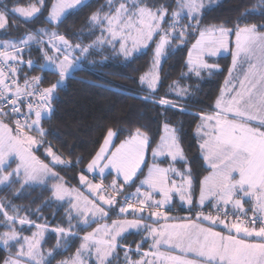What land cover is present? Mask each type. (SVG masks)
<instances>
[{
  "label": "snow or ice",
  "instance_id": "obj_1",
  "mask_svg": "<svg viewBox=\"0 0 264 264\" xmlns=\"http://www.w3.org/2000/svg\"><path fill=\"white\" fill-rule=\"evenodd\" d=\"M213 2L102 0L86 22L90 42L80 34L72 43L59 27L70 10L89 6V0H16L11 7L0 0L5 36L41 15L47 25L0 39V186L23 191L43 185L50 192L34 210L0 201V264H264V0L245 8L231 26L205 25ZM184 48L185 70L161 96L162 63ZM33 49L44 61L39 69L50 67L55 82L45 86L46 75H32ZM141 52L151 54V63L139 77L138 98L156 106L163 135L156 142L136 127L117 145L120 133L109 128L79 186L67 184L57 168L71 162L54 150L44 127L58 90L97 53L105 61L128 62ZM223 54L231 56V67L219 94L207 110L193 113L194 139L208 172L199 179L168 112L188 111L197 88L183 82L195 77L198 85L203 74L219 70L213 58ZM41 149L48 162L36 154ZM106 172L114 173L109 185ZM53 204L64 210V222L56 226L42 214ZM177 207H186L191 217L178 222L170 215ZM130 231L141 237L134 247L125 243ZM49 232L56 245L45 251ZM74 240L79 245L73 255L57 261L59 249Z\"/></svg>",
  "mask_w": 264,
  "mask_h": 264
},
{
  "label": "trees",
  "instance_id": "obj_2",
  "mask_svg": "<svg viewBox=\"0 0 264 264\" xmlns=\"http://www.w3.org/2000/svg\"><path fill=\"white\" fill-rule=\"evenodd\" d=\"M4 2L12 6L16 0H4ZM20 2L25 3L26 0H20ZM100 2L102 0H89V6L79 10H70L59 27L60 33L65 34L72 43L78 42L76 36L82 34L84 43H89L91 37L86 22ZM256 2L257 0H214L211 7L206 9L204 23L205 25L226 24L231 26L245 8H250ZM250 19L253 22H262L259 17H250ZM43 20L44 16L41 15L34 23L21 24L19 32H12L8 36L0 32V39L16 37L30 29L47 27ZM187 50V48L178 50L162 63L161 86L158 90L161 96L168 92V86L173 81L180 79L182 71L185 70ZM31 59L37 65V70L33 71L32 75H46L45 86L48 82H55L57 77L51 74V69L46 67L42 71L39 69L43 60L35 49L32 51ZM213 59L219 62L218 71L212 75L203 74L198 85L193 83L196 80L195 77L193 81L183 82L192 83L193 88H197L187 105L188 111L180 112L173 109L168 112V120L173 127L179 130L182 146L186 151L193 174L199 179H202L207 171H205L206 166H202L203 162L197 150L198 144L194 139L195 116L193 113L199 109L205 110L211 107L220 87L223 86L224 79L228 75L227 69L231 64L229 54ZM89 60L94 63L85 62L61 85L54 103L55 112L50 120L44 122L45 129L50 133L48 139L52 141L54 150L71 162V166H59L57 171L64 177L67 184L74 187L78 186L76 175L81 173L83 167L99 148L109 128L120 133L119 139L114 140V143L125 139L128 132L136 127L146 128L150 137L158 142L163 126V120L156 106L146 104L138 98L143 96L140 91L139 77L150 66V53L141 52L128 62L122 58H110L105 61L98 53L91 56ZM36 154L40 159L48 162L42 149ZM77 160L80 163L77 164ZM48 187L50 188L49 184ZM18 191L19 195H17ZM49 198L50 192L45 190L43 185L25 188L23 191H20L19 185H14L12 188L0 186V201H12L23 208L34 210L44 205ZM42 214L47 217L52 226L64 222V210L56 204L46 207ZM126 237L125 243L133 247L141 239L135 232H129ZM45 240V251L55 247L54 233H47ZM78 245L79 240H74L67 250L61 247L59 249L61 255L57 256V261L72 256ZM4 256L5 252L0 249V260Z\"/></svg>",
  "mask_w": 264,
  "mask_h": 264
},
{
  "label": "rangeland",
  "instance_id": "obj_3",
  "mask_svg": "<svg viewBox=\"0 0 264 264\" xmlns=\"http://www.w3.org/2000/svg\"><path fill=\"white\" fill-rule=\"evenodd\" d=\"M53 2H54V0H53ZM9 7H11V6H9ZM194 43V42H193ZM191 47V45L188 47V48H190ZM223 55H227V54H223ZM220 57H222V55L220 56ZM187 59V58H186ZM231 60V59H230ZM43 63H44V61H43ZM230 67H231V64H230ZM46 68H49V69H51L50 67H46ZM149 70V68L146 70V71H144V73L145 72H147ZM143 73V74H144ZM143 74H141V75H143ZM207 74V73H206ZM64 83V82H63ZM62 83V84H63ZM218 94H219V92H218ZM205 110H207V109H205ZM195 129V128H194ZM162 133H161V135H163V126H162ZM160 135V136H161ZM126 138V137H125ZM104 139V138H103ZM103 139H102V142L100 143V145H99V147L102 145V143H103ZM122 141V140H121ZM158 141H159V139H158ZM120 143V141L119 142H117V143H115V144H119ZM99 150V148L96 150V151H98ZM95 154V153H94ZM93 154V155H94ZM92 155V156H93ZM149 155V156H148ZM148 160V164H151V152L149 151V153L147 154V156H146V161ZM87 165V164H86ZM86 165L83 167L84 169H86ZM15 166V165H14ZM144 169V168H143ZM146 169V168H145ZM147 170V169H146ZM145 171V170H144ZM146 173H145V175L147 174V171H145ZM79 175L80 174H77L76 175V179L78 180V186H79ZM89 175H91V174H89ZM113 176H114V173H109V172H106L105 173V178H106V180L104 181V184L105 185H109V184H111V180H112V178H113ZM141 179H143L142 177H141ZM49 185H50V187H51V182H49ZM33 186H37V185H33ZM74 187V186H73ZM82 191H84V193H85V195H89L88 194V192H87V190L86 189H82ZM178 200V199H177ZM114 217V216H113ZM113 219H115V218H113ZM109 223H110V221H108ZM130 232H135V231H130ZM29 235H30V233H28ZM129 234V232L128 233H126L125 235H128ZM122 256V255H121ZM63 259H65V258H63Z\"/></svg>",
  "mask_w": 264,
  "mask_h": 264
},
{
  "label": "crops",
  "instance_id": "obj_4",
  "mask_svg": "<svg viewBox=\"0 0 264 264\" xmlns=\"http://www.w3.org/2000/svg\"><path fill=\"white\" fill-rule=\"evenodd\" d=\"M146 169H145V171H147ZM145 171H144V173H146ZM207 174H208V172H206L205 175H207ZM175 203L176 204H179V201L176 200ZM170 215L171 216H176V217L180 218L178 222H183L185 220V218H190L192 214L188 212V210H187L186 207L185 208H179V207H177V208H174L173 209V211L170 213Z\"/></svg>",
  "mask_w": 264,
  "mask_h": 264
},
{
  "label": "built area",
  "instance_id": "obj_5",
  "mask_svg": "<svg viewBox=\"0 0 264 264\" xmlns=\"http://www.w3.org/2000/svg\"><path fill=\"white\" fill-rule=\"evenodd\" d=\"M97 182H99V180H97Z\"/></svg>",
  "mask_w": 264,
  "mask_h": 264
}]
</instances>
